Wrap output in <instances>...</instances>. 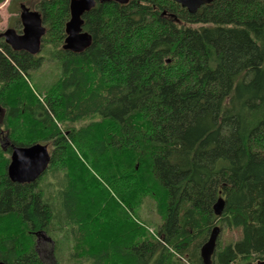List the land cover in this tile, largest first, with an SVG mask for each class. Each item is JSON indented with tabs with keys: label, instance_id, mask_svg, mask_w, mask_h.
Here are the masks:
<instances>
[{
	"label": "trees",
	"instance_id": "trees-1",
	"mask_svg": "<svg viewBox=\"0 0 264 264\" xmlns=\"http://www.w3.org/2000/svg\"><path fill=\"white\" fill-rule=\"evenodd\" d=\"M69 3H35L46 28L36 55L0 36L7 138L52 146L30 183L8 177L11 147L0 155V234L17 232L0 236V260L48 264L36 249L45 234L52 264H203L219 225L236 236L217 238L213 264H264V0L195 13L173 0L96 2L79 53L63 48ZM45 60L60 75L38 93L26 79ZM22 116L42 132L24 137ZM146 202L160 217L152 230L137 213Z\"/></svg>",
	"mask_w": 264,
	"mask_h": 264
},
{
	"label": "water",
	"instance_id": "water-1",
	"mask_svg": "<svg viewBox=\"0 0 264 264\" xmlns=\"http://www.w3.org/2000/svg\"><path fill=\"white\" fill-rule=\"evenodd\" d=\"M115 1L121 4L128 0H70V18L65 24V39L63 48L74 53H79L88 48L92 37L82 30L83 14L95 6L96 2L104 3ZM186 8L188 12L195 13L201 6L210 4L212 0H173ZM21 33L14 28H7L0 36L16 51H25L36 55L41 50L42 38L46 33L42 17L36 10H30L24 4L20 6ZM50 162V153L45 144L34 143L29 146L12 145L10 161L7 166V175L12 182H34L45 171ZM225 199L220 196L213 205L214 213L220 216L225 208ZM220 227L215 225L207 239L201 246L200 256L203 264H213L212 257L216 248V242ZM0 264H6L0 260Z\"/></svg>",
	"mask_w": 264,
	"mask_h": 264
},
{
	"label": "rangeland",
	"instance_id": "rangeland-1",
	"mask_svg": "<svg viewBox=\"0 0 264 264\" xmlns=\"http://www.w3.org/2000/svg\"><path fill=\"white\" fill-rule=\"evenodd\" d=\"M38 0H3L0 3V34L5 31L7 28H14L16 23V18L19 17V11H21L20 6L24 4L27 8L30 10H35L34 5ZM11 2V5H10ZM11 8V10L9 8ZM15 29V28H14ZM30 79H26L30 85L36 88L35 91L39 92H45V90L49 87L51 83H53L60 75V70L58 68L57 61L55 60H45L38 68L32 69L29 71ZM30 88V87H29ZM32 89V88H31ZM30 89V90H31ZM29 90V92H31ZM36 98V97H35ZM4 110L0 108V155H3L5 150L7 149L6 143L10 142L7 138V134L10 132V129H6L2 126V119L4 117ZM88 120L84 121V124L88 123ZM81 123H75L72 126L78 127ZM19 132H22L24 137L31 136L34 137V135L42 132L41 128L33 123L28 119L27 116H22L21 121H19ZM18 132V134H19ZM48 148V150H51V143L49 141H45L44 143ZM137 213L139 214L140 218L144 220L145 222L149 223L151 225V229H155L157 224L160 221V217L155 213V210L151 203L146 202L142 204L141 207L137 208ZM219 226V225H218ZM15 228L12 230H7L6 233L0 234V236L4 238H8V236H13L17 232H15ZM7 236V237H6ZM236 236V232H231L230 230H221L219 232L218 237L220 240H226L229 241L232 238ZM89 239H94V236L90 234ZM2 239L0 238V241ZM86 242H82L80 244V247L85 246L87 248V245L84 244ZM50 237L49 235H41L37 239V253L38 256L42 259L46 260L48 264H52V257L50 254ZM88 247L87 249H89ZM92 250V248H91Z\"/></svg>",
	"mask_w": 264,
	"mask_h": 264
},
{
	"label": "flooded vegetation",
	"instance_id": "flooded-vegetation-1",
	"mask_svg": "<svg viewBox=\"0 0 264 264\" xmlns=\"http://www.w3.org/2000/svg\"><path fill=\"white\" fill-rule=\"evenodd\" d=\"M16 32H17V31H16ZM17 33H21V32H17ZM12 145H13V144H11L10 142H9V143H8V142L6 143L7 148H8V147H11V148H12Z\"/></svg>",
	"mask_w": 264,
	"mask_h": 264
},
{
	"label": "bare ground",
	"instance_id": "bare-ground-1",
	"mask_svg": "<svg viewBox=\"0 0 264 264\" xmlns=\"http://www.w3.org/2000/svg\"><path fill=\"white\" fill-rule=\"evenodd\" d=\"M220 232V231H219ZM219 235V234H218Z\"/></svg>",
	"mask_w": 264,
	"mask_h": 264
}]
</instances>
